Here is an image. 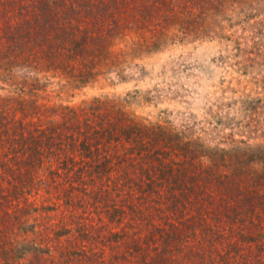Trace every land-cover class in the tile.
I'll use <instances>...</instances> for the list:
<instances>
[{"label":"rangeland","instance_id":"374dc122","mask_svg":"<svg viewBox=\"0 0 264 264\" xmlns=\"http://www.w3.org/2000/svg\"><path fill=\"white\" fill-rule=\"evenodd\" d=\"M104 2L0 0V264H264V0Z\"/></svg>","mask_w":264,"mask_h":264},{"label":"trees","instance_id":"16d2710c","mask_svg":"<svg viewBox=\"0 0 264 264\" xmlns=\"http://www.w3.org/2000/svg\"><path fill=\"white\" fill-rule=\"evenodd\" d=\"M101 3L99 4L96 0H72L70 1V5H66V3H62L59 5H55V4H48L45 3L43 0H39V3H41L38 8L40 9L39 14L36 16L35 20H34V24L37 28V34H44L45 35V31H47V27H51L52 28V21H50L51 19L53 20L54 18V12L56 10L59 9L60 12H65L67 9L64 6L69 7V11L71 12V10L73 11H79L80 9L83 10V12L85 14H91V12H93L94 10L96 11V16H99L98 20H102V18L105 15H108L109 12V3L104 2V0H100ZM98 3V5H95V3ZM96 3V4H97ZM31 25V24H30Z\"/></svg>","mask_w":264,"mask_h":264}]
</instances>
